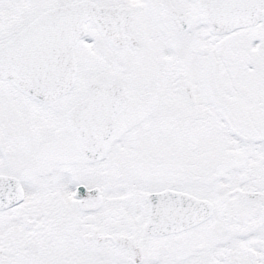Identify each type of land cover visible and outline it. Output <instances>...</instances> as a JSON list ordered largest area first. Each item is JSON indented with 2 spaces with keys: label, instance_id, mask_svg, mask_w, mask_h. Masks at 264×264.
Wrapping results in <instances>:
<instances>
[{
  "label": "snow or ice",
  "instance_id": "obj_1",
  "mask_svg": "<svg viewBox=\"0 0 264 264\" xmlns=\"http://www.w3.org/2000/svg\"><path fill=\"white\" fill-rule=\"evenodd\" d=\"M0 264H264V0H0Z\"/></svg>",
  "mask_w": 264,
  "mask_h": 264
}]
</instances>
